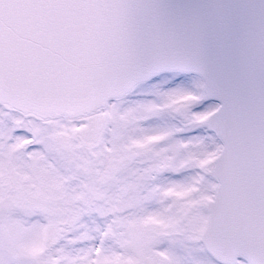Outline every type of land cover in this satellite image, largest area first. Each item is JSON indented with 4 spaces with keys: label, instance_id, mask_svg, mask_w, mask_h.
I'll use <instances>...</instances> for the list:
<instances>
[{
    "label": "snow or ice",
    "instance_id": "snow-or-ice-1",
    "mask_svg": "<svg viewBox=\"0 0 264 264\" xmlns=\"http://www.w3.org/2000/svg\"><path fill=\"white\" fill-rule=\"evenodd\" d=\"M0 264H264V0H0Z\"/></svg>",
    "mask_w": 264,
    "mask_h": 264
}]
</instances>
